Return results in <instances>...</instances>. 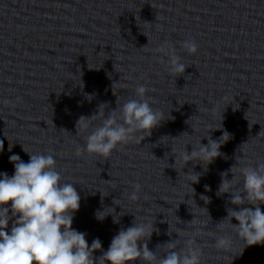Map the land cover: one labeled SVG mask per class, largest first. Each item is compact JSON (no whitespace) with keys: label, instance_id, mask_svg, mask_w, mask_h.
Here are the masks:
<instances>
[{"label":"water","instance_id":"water-1","mask_svg":"<svg viewBox=\"0 0 264 264\" xmlns=\"http://www.w3.org/2000/svg\"><path fill=\"white\" fill-rule=\"evenodd\" d=\"M186 40L197 43L194 56L182 50ZM165 44L187 66L183 75L167 71L168 57L158 51ZM138 85L149 89L146 97L166 120L141 144L118 147L107 159L78 156V146H85L103 117L86 130L76 128L79 118L98 114L100 104H106L107 117L117 101L138 98ZM221 126L231 139L207 172L195 161L183 170L181 163L175 166L171 148L189 144L190 153L201 139L207 145L203 138ZM261 131L264 0H0V173L14 174L11 155L29 161L23 148L52 153L64 182L74 183L81 197L72 227L86 234L89 246L101 241L96 259L136 217L158 229L147 242L150 251L174 240L183 247L194 238L201 264H264V244L246 247L228 221L217 226L227 209L239 210L230 194L217 195L221 174L231 180L234 166L235 187H243L239 168L264 161ZM209 135L218 140L223 131ZM190 170L201 174L192 185L195 197L183 175ZM135 184L141 186L139 199L131 201ZM107 208L122 212L119 223ZM104 210L108 216L97 220ZM224 235L232 246L220 251L215 242Z\"/></svg>","mask_w":264,"mask_h":264},{"label":"clouds","instance_id":"clouds-1","mask_svg":"<svg viewBox=\"0 0 264 264\" xmlns=\"http://www.w3.org/2000/svg\"><path fill=\"white\" fill-rule=\"evenodd\" d=\"M182 50L194 56L198 52V45L195 40H186L182 43ZM158 51L168 57L167 71L170 75L178 77L184 74L187 66L181 62L175 48L165 44ZM148 91L145 86L138 85L135 88L138 98H129L123 104L117 101L116 109L107 117L103 111L106 104H100L98 114L91 118L81 116L76 128L85 130L92 120L98 117L103 119L86 136L85 146H78L76 154L79 156L86 152L107 159L118 147L122 148L130 142L141 144L151 137L153 130L166 119L159 109L151 106V98L146 97ZM92 98L91 95L87 96L89 101ZM167 119L173 118L169 116ZM212 130H221L223 135L213 140L209 135ZM212 130L203 138L207 139V145L202 144L201 139L190 153L186 150L189 144L179 151L171 148L175 166L181 163L183 170L195 161L207 172V166L221 156L220 148L231 139L222 126ZM262 133L264 131L259 135ZM3 149L4 143L0 140V152ZM8 150L11 152L12 145L9 144ZM23 150L29 155V161L25 163L18 155H11L9 160L14 165V174L10 177L7 173H0V264H136L137 261L140 264H201L202 252L194 238L187 240L183 247L179 246L178 240H174L157 245L155 252L150 251L147 242L154 232L158 233V229L155 223L137 222L136 217L130 227L122 228L113 237L108 250L96 259L94 253L102 250L101 241L94 239L89 246L86 234L72 227L81 200L75 184L64 182L52 153H30ZM230 171L233 174L231 180L227 178V173L221 174L217 195L230 194V203L239 210L227 209L226 219L217 226L228 221L246 247L264 244V212L260 207L264 205V161L258 160L255 166L239 168L243 178V187L239 189L235 187L238 178L234 175V166ZM183 175L189 182L187 186L190 188V197H195L192 185L199 182L201 174L190 170ZM133 189L128 198L137 201L141 186L135 184ZM205 190L210 191L208 186H205ZM191 200L195 203L194 199ZM200 200L205 205L210 203L209 197L204 195L200 196ZM107 209H112L114 213L108 214L113 216V222L119 223L122 212L116 214L114 208ZM105 210L95 214L97 220L102 221L108 216L104 215ZM202 210L208 214L207 208ZM232 219L238 223L233 225ZM231 246L230 236L216 238L215 247L218 250L227 251ZM161 251L164 255L159 256L157 253Z\"/></svg>","mask_w":264,"mask_h":264}]
</instances>
